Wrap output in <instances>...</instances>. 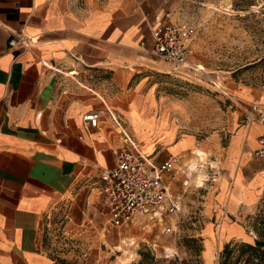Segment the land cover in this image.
Listing matches in <instances>:
<instances>
[{
	"label": "crops",
	"instance_id": "crops-1",
	"mask_svg": "<svg viewBox=\"0 0 264 264\" xmlns=\"http://www.w3.org/2000/svg\"><path fill=\"white\" fill-rule=\"evenodd\" d=\"M162 9L164 0H0V264H67L71 253L55 254L43 239L49 215L65 238L102 241L99 174L115 165L121 144L106 109L156 162L178 157L168 181L179 198L187 187L202 145L179 134L174 106L160 97L167 64L151 50L149 24ZM10 37L29 45L10 47ZM90 111H101L96 128L82 120ZM261 132L244 120L222 150L205 146V203L221 237L247 236L237 220L264 199V163L251 154ZM130 230L138 231L103 235L114 243ZM205 246V264H215Z\"/></svg>",
	"mask_w": 264,
	"mask_h": 264
},
{
	"label": "rangeland",
	"instance_id": "rangeland-1",
	"mask_svg": "<svg viewBox=\"0 0 264 264\" xmlns=\"http://www.w3.org/2000/svg\"><path fill=\"white\" fill-rule=\"evenodd\" d=\"M164 9L171 11L174 19L194 24L195 54L191 63L202 69L173 70L166 63L164 89H160L164 93L160 97H165L166 105L174 106L171 119L179 134H194L202 145L195 151L207 153L206 158L198 160L193 156L189 163L190 180L178 192L180 209L173 220L172 234L163 233L160 227L145 234L130 230L122 241L110 243L106 237L109 229L102 224V241L94 246L90 240L81 243L65 238L61 221L49 215L43 239L49 244L54 242L55 254L71 253L67 264H205L204 245L206 259L214 257L218 264V254L225 243H253L260 233L264 234V223L259 222V216L264 214V199L254 211L237 220L245 227L247 236L228 239L219 236V221L207 213L208 182L201 188L195 186L198 176L211 172V155L205 146L222 150L229 135L245 120L244 105L257 101L264 106V0H164ZM162 12L163 9L159 14ZM248 92L253 96L246 99L244 94ZM144 236L149 244L143 242ZM169 247L175 249L171 258L165 255Z\"/></svg>",
	"mask_w": 264,
	"mask_h": 264
},
{
	"label": "built area",
	"instance_id": "built-area-1",
	"mask_svg": "<svg viewBox=\"0 0 264 264\" xmlns=\"http://www.w3.org/2000/svg\"><path fill=\"white\" fill-rule=\"evenodd\" d=\"M151 50L173 70L188 68L200 72L201 66L192 64L195 54L196 28L186 20L174 19L171 11L154 14L150 24ZM10 47H27L29 41L23 37H10ZM106 113L118 129L121 144L116 150V162L112 168L103 169L99 174L100 202L106 209L107 227L122 230L131 225L143 234L153 227H160L165 234L175 230L174 217L180 209V198L168 181L179 158L170 156L156 162L146 155L138 143L125 130L115 113ZM39 114V113H38ZM101 111H90L82 115L88 128L98 127ZM242 114L247 122L262 125L257 146L252 156L264 163V106L257 101L244 105ZM143 242L149 244L146 237Z\"/></svg>",
	"mask_w": 264,
	"mask_h": 264
},
{
	"label": "trees",
	"instance_id": "trees-1",
	"mask_svg": "<svg viewBox=\"0 0 264 264\" xmlns=\"http://www.w3.org/2000/svg\"><path fill=\"white\" fill-rule=\"evenodd\" d=\"M264 223V214L259 216ZM218 264H264V234L250 242H227L218 254Z\"/></svg>",
	"mask_w": 264,
	"mask_h": 264
},
{
	"label": "clouds",
	"instance_id": "clouds-1",
	"mask_svg": "<svg viewBox=\"0 0 264 264\" xmlns=\"http://www.w3.org/2000/svg\"><path fill=\"white\" fill-rule=\"evenodd\" d=\"M199 155H200V157H201V159H204L205 158V154L204 153H199ZM195 167H196V165L195 164H193V169H195ZM209 179V177L208 176H206V175H200V176H198L197 178H196V180H195V186L197 187V188H201V187H204L205 186V182L207 181ZM165 255H167L168 257H172V256H174L175 255V249H173V248H167L166 250H165Z\"/></svg>",
	"mask_w": 264,
	"mask_h": 264
}]
</instances>
